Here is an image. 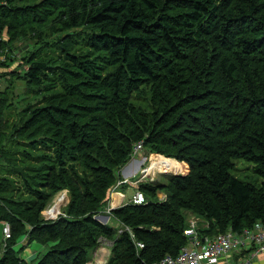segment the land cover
<instances>
[{"label": "trees", "instance_id": "trees-1", "mask_svg": "<svg viewBox=\"0 0 264 264\" xmlns=\"http://www.w3.org/2000/svg\"><path fill=\"white\" fill-rule=\"evenodd\" d=\"M0 39L4 53L33 43L24 75L11 73L41 92L9 123L15 95L0 91V224L12 231L0 264H89L102 239L107 264H156L187 245L189 212L207 236L264 222V184L232 175L245 160L264 178V0H0ZM140 142L189 174L111 211L132 239L95 217ZM64 189V215L46 221ZM26 236L50 248L33 263L15 250Z\"/></svg>", "mask_w": 264, "mask_h": 264}, {"label": "rangeland", "instance_id": "rangeland-1", "mask_svg": "<svg viewBox=\"0 0 264 264\" xmlns=\"http://www.w3.org/2000/svg\"><path fill=\"white\" fill-rule=\"evenodd\" d=\"M33 36L34 35L30 34L28 36V39L33 37ZM4 37L7 38L6 35ZM55 37H56V35L53 36V38H55ZM28 39L16 42V44L14 46V50L10 53L8 50H6L5 53L3 51L0 52V55L4 59L3 62L6 63V66L2 67L0 69V91H2V90L4 91L6 89L8 90V88L11 87V90L14 92V95H15V100L12 99L15 101V105L13 104V106H11V107H6L5 113H4V118L6 120H7V118H9V120H7V121H9V123H12V121L14 120L13 116H17V115L19 116V113H21L27 107L28 103L35 104V103L41 101V96L39 95V94H41L40 90L36 89V92H35L36 94L40 92L38 95L34 94L31 91H30L31 93H28L25 81H23V79H19L20 75L21 76L24 75L25 71L27 70V66H23L21 64V62H22L21 60L23 59L22 58L23 53H27V52L32 51L33 47H34L33 43L32 42L29 43ZM7 55L11 56L10 61L6 60ZM14 71L18 72L20 75H18L17 73L15 74L16 76L12 75L11 72H14ZM3 73H4V76L1 77V75ZM17 122L18 121H16L15 123H17ZM10 136H12V133L9 131L6 135V137H10ZM153 155H160V154L151 153L148 150V148H145V151L141 155H139V157H133L132 156V159L137 158L138 160H140V162L137 163V165H139V167L137 169V176L138 177L136 179L131 180V181H135L138 183L136 185H134V184H129V185L137 187L139 190V187H141V185L152 184V183L165 184L169 181L168 179H170L171 177L185 176V175L189 174V165L186 162L179 161L175 158H168V157H165L163 155H160V156H163L164 158H167V159L177 160L178 162H180L182 164H186L187 170H185V172L183 174H174V173L165 174V173H160L156 169H154L152 171H148V169L151 167V164L153 162V159H152ZM132 159H131V161H132ZM155 159H156V157H155ZM156 161L159 162V158H157ZM254 166L255 165L252 162H248L245 160H237V161H235V168L232 170V175H234L236 178H238L244 182L252 183V184H255L258 186H263L264 178L260 177L254 171ZM121 174L122 173L120 172V176H121ZM121 181H123V180H121ZM115 190H116V188H115ZM115 190H113V192L111 194V198H110V201H109V204L107 205V207L102 211V213L98 214L96 217L104 216L107 218V217L111 216V212L108 213L109 208H111L112 210L117 209V207H115L116 204L113 203L114 202L113 196L116 194ZM167 198H168V195L164 191L158 192V200H157L158 202L167 200ZM69 203H70L69 191L67 189L60 191L53 198V200H51V202L48 204L47 208L42 213L43 218L46 221L57 220L59 217L64 215V210L66 209V207L68 206ZM57 205L60 206V209L58 210L59 212L57 215L52 216L51 212H53V213L57 212V211H55V212L52 211V208H54ZM46 212H48L51 216H48L46 214ZM193 217H198L202 221H206L204 218L189 212L187 214L188 222ZM100 221H102V220H100ZM103 222H105V221H103ZM4 224L5 223H2V232H3ZM108 225L114 227V224L111 222L108 223ZM11 238H12V231H11ZM3 240H4V243H3L1 249H2V252L4 253L9 239L8 238L6 239L4 236ZM17 247H19V245ZM105 254H106L105 258L107 259L109 256V252H106ZM17 255H20V253H17ZM89 255H90V258H93V252H90Z\"/></svg>", "mask_w": 264, "mask_h": 264}, {"label": "built area", "instance_id": "built-area-1", "mask_svg": "<svg viewBox=\"0 0 264 264\" xmlns=\"http://www.w3.org/2000/svg\"><path fill=\"white\" fill-rule=\"evenodd\" d=\"M0 41L2 40L0 39ZM3 61L4 59L0 55V64ZM144 151V142H140L135 145L132 156L139 157ZM137 183L125 179L120 181L117 187L126 184L136 185ZM148 203L145 195L140 190L134 194L131 200V204L135 206H146ZM111 211L112 209L109 208L108 213ZM209 228L210 223L207 221H202L198 217L190 219L188 227L184 232L185 236L189 239L187 245L180 250L177 256L168 255L156 264H250L253 257L264 252V222L259 221L252 228L245 229L242 233H236L229 229L226 233L214 236L203 235V231ZM124 232H128L132 239L135 238L134 232L130 227L120 226L119 234ZM3 235L6 239L11 238V226L9 223L4 224ZM109 245L112 247L113 242L102 239L99 248L102 249L100 253H102L105 247L104 252L111 254V251L106 250ZM137 247L143 249L145 245L142 242H137ZM248 250L250 252L246 255ZM234 256H239V258L232 260ZM89 264H96V262L93 260Z\"/></svg>", "mask_w": 264, "mask_h": 264}, {"label": "crops", "instance_id": "crops-1", "mask_svg": "<svg viewBox=\"0 0 264 264\" xmlns=\"http://www.w3.org/2000/svg\"><path fill=\"white\" fill-rule=\"evenodd\" d=\"M140 160H138L137 158H133L132 161H130L121 171V180H125V179H136L137 176V169L139 167V165H137V163H139ZM138 191L137 187L131 186L129 184L126 185H120L119 187L116 188L115 192L116 194L113 196L114 197V202L116 204V207H122L128 203H131V200L134 196V194ZM115 196H117V199H115ZM106 222V223H105ZM103 224L106 225L108 223H113L115 228H119V224L117 223V221H115L111 216L107 217V221H105ZM27 237V236H26ZM24 237L20 243H19V247H15V250H20L21 251V258L23 260H25L28 263H33L38 261L40 258L43 257V255H45L48 251H49V246H42L40 244L37 243H33V244H29L28 243V238ZM4 236H3V232H2V224H0V245L4 243ZM111 242V241H109ZM23 248V250H21ZM111 246L109 245L108 248H106V250L111 251ZM102 249H97L96 251L93 252V258L92 260H94L96 262V264H106V262L109 260L110 258V254L108 256V258H105V247L104 250L101 252ZM248 252H250V250L247 251L246 255H248ZM97 255V256H96ZM239 258V256H234L232 260H237ZM250 264H264V252L253 257L251 259V263Z\"/></svg>", "mask_w": 264, "mask_h": 264}, {"label": "bare ground", "instance_id": "bare-ground-1", "mask_svg": "<svg viewBox=\"0 0 264 264\" xmlns=\"http://www.w3.org/2000/svg\"><path fill=\"white\" fill-rule=\"evenodd\" d=\"M155 157H156V159L159 158V162L154 161L151 164V167L148 169V171H152V170L156 169L160 173H165V174H171V173L180 174L182 172L183 168L177 160L167 159V158H164L163 156H160V155H157ZM115 199H117V196H115ZM59 209H60L59 205L52 208V211H54V212L57 211L56 213L51 212L52 216L57 215L59 212L58 211ZM98 218L102 221H107V218L104 216H99Z\"/></svg>", "mask_w": 264, "mask_h": 264}, {"label": "water", "instance_id": "water-1", "mask_svg": "<svg viewBox=\"0 0 264 264\" xmlns=\"http://www.w3.org/2000/svg\"><path fill=\"white\" fill-rule=\"evenodd\" d=\"M97 221L104 223L103 221H100L98 217L95 218ZM105 224V223H104Z\"/></svg>", "mask_w": 264, "mask_h": 264}]
</instances>
